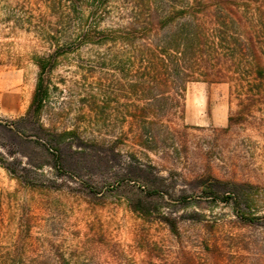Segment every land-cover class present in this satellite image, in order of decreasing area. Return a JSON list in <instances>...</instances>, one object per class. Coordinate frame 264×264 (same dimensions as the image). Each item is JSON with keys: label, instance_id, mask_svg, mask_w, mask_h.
Here are the masks:
<instances>
[{"label": "rangeland", "instance_id": "rangeland-1", "mask_svg": "<svg viewBox=\"0 0 264 264\" xmlns=\"http://www.w3.org/2000/svg\"><path fill=\"white\" fill-rule=\"evenodd\" d=\"M45 1L0 0V256L264 264V83L258 91L248 71L242 85L190 84L184 118L156 119L147 150L134 144L123 93L97 96L124 89L126 58L75 40L49 75L43 114L27 117L34 59L54 50L36 33L49 21ZM250 1L264 45V0ZM122 2L98 19L101 38L125 24Z\"/></svg>", "mask_w": 264, "mask_h": 264}, {"label": "trees", "instance_id": "trees-1", "mask_svg": "<svg viewBox=\"0 0 264 264\" xmlns=\"http://www.w3.org/2000/svg\"><path fill=\"white\" fill-rule=\"evenodd\" d=\"M114 1H45L49 21L36 33L54 50L34 59L39 73L27 117L43 114L49 99V75L58 66L61 48L75 40L107 47L126 58L124 89L104 86L97 96L105 101L119 97L118 91L123 93L134 144L147 150H154L156 119L184 118L190 84L233 87L247 83L242 74L252 71L261 91L264 45L251 19L250 0H122L125 24L103 39L98 19ZM133 97L141 105L132 104ZM244 120L242 115L229 117L230 125ZM118 144L116 140L114 145ZM23 259L17 248L0 256V264H24Z\"/></svg>", "mask_w": 264, "mask_h": 264}]
</instances>
